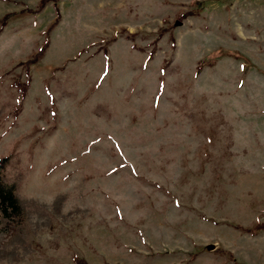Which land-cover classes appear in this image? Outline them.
<instances>
[{
	"label": "rangeland",
	"instance_id": "rangeland-1",
	"mask_svg": "<svg viewBox=\"0 0 264 264\" xmlns=\"http://www.w3.org/2000/svg\"><path fill=\"white\" fill-rule=\"evenodd\" d=\"M2 160L0 264H264V0H0Z\"/></svg>",
	"mask_w": 264,
	"mask_h": 264
},
{
	"label": "trees",
	"instance_id": "trees-1",
	"mask_svg": "<svg viewBox=\"0 0 264 264\" xmlns=\"http://www.w3.org/2000/svg\"><path fill=\"white\" fill-rule=\"evenodd\" d=\"M194 3L196 5L198 4V2H194ZM41 8H42V3L38 6L37 10H40ZM8 17H5L4 20L6 21V19ZM220 55L222 56V53ZM2 165H3V160L0 161V171L3 167ZM0 214L4 218H7L9 220L10 219L11 220H18L20 217V207H19L17 200L14 196L13 189L11 187L4 186L1 182V180H0ZM235 228L242 231V232H246V233H250V234H256L259 231L264 230V224L256 225L253 228H241L239 226H235Z\"/></svg>",
	"mask_w": 264,
	"mask_h": 264
},
{
	"label": "water",
	"instance_id": "water-1",
	"mask_svg": "<svg viewBox=\"0 0 264 264\" xmlns=\"http://www.w3.org/2000/svg\"><path fill=\"white\" fill-rule=\"evenodd\" d=\"M212 249H213V246H211V245H209V246L206 247V250H208V251H210Z\"/></svg>",
	"mask_w": 264,
	"mask_h": 264
}]
</instances>
